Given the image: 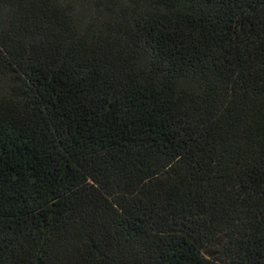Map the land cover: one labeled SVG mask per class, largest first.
Here are the masks:
<instances>
[{
	"label": "trees",
	"instance_id": "obj_1",
	"mask_svg": "<svg viewBox=\"0 0 264 264\" xmlns=\"http://www.w3.org/2000/svg\"><path fill=\"white\" fill-rule=\"evenodd\" d=\"M0 264H264V0H0Z\"/></svg>",
	"mask_w": 264,
	"mask_h": 264
},
{
	"label": "rangeland",
	"instance_id": "obj_2",
	"mask_svg": "<svg viewBox=\"0 0 264 264\" xmlns=\"http://www.w3.org/2000/svg\"><path fill=\"white\" fill-rule=\"evenodd\" d=\"M223 241H224V237H219L216 240H214L213 242H211L205 248L204 255L206 257H214V256L218 255V253L220 252Z\"/></svg>",
	"mask_w": 264,
	"mask_h": 264
}]
</instances>
